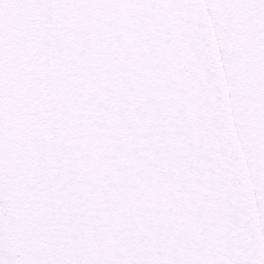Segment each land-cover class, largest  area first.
<instances>
[{
	"label": "snow or ice",
	"instance_id": "6c2138e0",
	"mask_svg": "<svg viewBox=\"0 0 264 264\" xmlns=\"http://www.w3.org/2000/svg\"><path fill=\"white\" fill-rule=\"evenodd\" d=\"M0 264H264V0H0Z\"/></svg>",
	"mask_w": 264,
	"mask_h": 264
}]
</instances>
